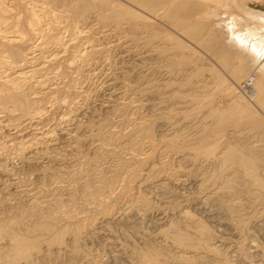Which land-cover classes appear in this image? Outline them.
Instances as JSON below:
<instances>
[{"label":"rangeland","instance_id":"1","mask_svg":"<svg viewBox=\"0 0 264 264\" xmlns=\"http://www.w3.org/2000/svg\"><path fill=\"white\" fill-rule=\"evenodd\" d=\"M5 1L6 5L11 3L9 7L14 9L13 12L17 11L18 13L15 12L17 15L23 16L26 15L24 4H19L17 9L13 6L19 1L28 3L34 0ZM35 1L46 3L48 10L54 11L53 16L48 13L50 17L39 11L37 13L43 16V20L45 19L44 24H47L43 25V28L46 27L45 32L60 35L65 45L57 48V45L50 43L47 39V45L42 44L43 54L35 59L37 62L34 61L35 63L32 64L33 67L45 66V69L37 75L39 77L42 75L43 81L47 78L46 83L44 81L37 86L38 88L34 86L38 96L44 94L43 98L34 104L38 112L34 118L29 115L20 117L21 114L18 111L11 112L10 107V111L7 109L8 112L0 104V110L4 111L0 113V115L3 114V117L0 116V132L4 136L7 135L2 138V144L0 143V162H5L4 158H7L6 167L11 171L7 175L5 172L7 168H2L3 171L0 168V217L10 232L15 231L21 235L38 238L36 241L39 250L33 251L31 264H140L136 262V259L132 260L134 257L131 258L132 255L129 252L136 245L141 247L144 243L136 236L142 231L147 233L154 229L155 232V227L159 230L158 226L163 225L162 221L157 223L158 218L164 221L166 218L173 219L177 211L183 207L182 210H189L195 217L211 226L217 238L219 236L225 240V243L227 241V245L233 246L236 242H249L252 239L264 251V226L253 221L247 222L242 227L245 223L236 224L233 218L229 215L227 217L225 214L227 212H222V216L219 213L220 219L209 220L206 216L208 212L206 213L196 201L200 191L197 190V184L191 173L185 174L188 166L181 162V152H176L168 147L169 145L164 146L168 129L170 130L169 124L173 123V118L158 117L156 112L158 113L159 108L164 109L170 104L177 105L173 102L181 98H175L169 102L161 101V103L159 97H166L169 93L161 96L157 94L158 98L155 96L145 100L146 96L142 98L133 90L137 85H147L148 81L162 84L164 81L171 82L175 79L181 82V79L183 81L187 78L195 82L196 86V80L203 78V81L209 84L204 88L205 90L203 89L202 97H200L202 99L188 101L190 104L195 103V109H187L190 113L187 114L190 115L189 119H204L205 123L209 124L206 123L209 130L214 127L218 129L222 142L231 140L228 139L227 132L232 129L241 133L242 136L255 133L257 115L239 114V108L228 105L229 97L222 91L221 84L216 83L215 78H210L213 76L212 65L207 59L205 50L184 34L179 35L170 29L167 30L170 35L172 34L170 42H179L182 47L168 46L169 48L162 53L163 59L161 54L158 55L155 51L148 52L150 50L146 42L136 41L133 38L134 35L141 36L133 27L131 28L136 18L130 14L131 12H126V7L122 6V9L116 10L118 6L114 2H120V0ZM80 29L83 33L77 32ZM87 41L94 44L95 53L90 57L86 56L89 60L73 59L74 47L77 44L81 47L84 42L88 43ZM30 45L32 43L28 42L22 46L28 49ZM36 52L38 56L39 52ZM166 53L177 55L175 57L180 60L179 64L169 63L168 66V61L165 59ZM155 56L160 58V61ZM10 60L17 64L25 63L17 56H12ZM72 60L74 62L70 67L67 64ZM254 64L256 66L255 62ZM174 67L180 68L182 72H178L176 68V72L166 73L167 69L175 71ZM7 71L5 67L0 66V80ZM249 73L251 72H245L240 79L232 83V87L252 104L248 99L251 85L245 82L239 84ZM141 74L144 76L141 77ZM26 81L24 87H27L28 91L25 89V92L29 93L31 89L28 86L32 87V85L29 80L26 79ZM191 85L189 88L185 85V90L183 88L180 90L181 94L190 91L194 93L197 89L192 88ZM167 90L170 91V89L164 91L167 92ZM186 97L189 96H185L184 99ZM63 98L66 99L65 102H62ZM211 109L218 110L215 116L209 113ZM202 112L204 115L208 113L203 117ZM248 115H251V119L247 120ZM63 116L66 118L64 119ZM219 116H222L221 123L217 120ZM174 119L177 120V118ZM18 121L21 124L17 123ZM33 132L43 134L46 132L45 135L49 136V149L44 152L45 148L42 146L45 145L39 147L38 144H34L33 150L25 154L9 146V142L20 141L21 135V137L25 136L24 140H28ZM35 148H42V150H37L38 153L34 154ZM198 169H195L194 173L206 171L204 166ZM15 171L16 175H12ZM157 182L168 184L172 194L166 196L172 198L175 195L177 200L172 198L168 201L166 198L165 203V199L160 197V189L157 190L154 187ZM93 190L97 191L95 195L91 193L94 192ZM88 192L89 195H93L89 196ZM142 198L149 208H152L148 215L142 214L134 218L132 212L123 209L130 202L135 203L140 200L138 203L141 204ZM51 214L55 216V220H51ZM105 221L110 223L108 228H102ZM48 223L50 231L39 229L28 233L23 230ZM53 232L57 233L59 240L47 239ZM5 240V237L2 240L0 236V244ZM234 249L232 247L231 250ZM76 253L79 254L75 255Z\"/></svg>","mask_w":264,"mask_h":264},{"label":"bare ground","instance_id":"2","mask_svg":"<svg viewBox=\"0 0 264 264\" xmlns=\"http://www.w3.org/2000/svg\"><path fill=\"white\" fill-rule=\"evenodd\" d=\"M5 3V0H0V66L5 67L8 71L7 74L3 76L2 80H0V104L6 110H9L11 107V112L18 111L21 114L20 117L29 115L34 118V115L38 113L37 107L34 106V104L42 99V96L44 95L38 96V93L35 91L36 89L34 90V86L37 87L44 81L46 83L47 78L43 81V76L40 75L39 77L37 75L45 69V66L38 67L37 65V67H33L32 64L37 62L35 59L38 57L40 58L41 54H43L42 44H46L47 39L50 43L52 42V44L54 43V45H57V48L65 45L64 40L60 35L49 34V31L46 33V27L43 28V25L46 24H44L45 19L43 20V16L41 17V14H38L37 12L39 11L47 15L48 13L49 15L55 14L52 9L50 11L48 10L45 5L46 3H39V1L37 2L35 0L28 3L20 1L18 3L16 2L17 4L13 6L16 7L15 9L18 8L17 6L19 4H24L23 7L25 8L26 15L23 16H20L21 14L17 15L15 13L17 11L13 12L14 9L9 7L11 3L7 5ZM114 3L118 6L116 7V10H119L120 8L122 9V6L126 7V12H131L130 14L136 18L132 22L131 28L133 27L137 31L136 33L141 34V36L134 35L133 38L136 41L146 42V45L149 47L148 50H150L148 52L153 53L155 51L158 55L161 54L160 56L162 57V53H164V51L171 45H175L177 48L182 47L179 42H170L172 34L170 35L167 31L170 29L174 30L179 35L184 34L197 46H201L205 50L204 52L207 55V59L211 62V64H209L212 65L213 76H210V78H215V82L221 84L222 91H224L229 97L227 99L228 105L239 108V114L253 113L254 115H257L254 128L256 129L255 133H249L242 136L241 133L239 134L236 130L232 129L230 132H227L229 133L228 139L231 140L222 142L220 141L218 129L216 130L213 126L214 129L212 128L209 130L207 127L209 124L206 122V125L204 119L199 118V120H193L189 119L190 115H187L190 114L187 109H195V103L192 104L191 102L190 104L188 101H194L202 97L203 89L209 84H207L206 81H203V78H200L201 80H196V86L195 82H191L190 79L187 78L183 81L181 79V82H177V79H175L171 82L164 81L162 84L148 81L146 82L147 85L149 84L148 86L140 84L133 88L137 95L142 98L146 96L147 98L145 97V100L155 98L157 94L161 96L162 94L165 95L167 93H169L168 96L159 97L160 102H169L172 99L181 98L173 102L174 104L177 103V105L175 104L172 106L170 104L164 109L158 107L159 111L158 113L156 112V116L167 119L173 118V123L169 124V134L167 133V136L170 137L168 138L166 136L167 140L165 141L166 143L164 146L166 147V145H169L168 147L176 152H181V162L188 166V169H185V174L191 173V176L194 177L193 180L196 182L195 184H197V190L200 191V196L197 197L196 201L204 208L206 213L208 212L206 216L209 220L212 219V221H215L216 219H220L221 217L219 218V213H221L222 216V212H227L225 213L227 214V217L229 215L233 218V220L237 222L236 224H239V222L245 223L243 226H239L244 227L247 222L253 221L256 224H260V226H264V0H120V2L115 1ZM80 30L77 32L83 33V31ZM86 31L87 30H85V32ZM28 42L32 43V45H30L28 49L24 48V44L26 45ZM87 42L88 43L84 42L81 47L78 44L74 47L73 59L77 58L81 60L82 58L81 61L84 59L87 60L88 57L86 56L90 57V55L95 53L96 48H94V44L89 43V41ZM72 43L74 42L72 41ZM36 51L39 52L38 56L35 54ZM166 54L165 59L168 61V66L169 63L179 64L180 60L175 57L177 55ZM12 56L20 57L25 63L17 64L11 61L10 58ZM157 59L160 61V58ZM161 59H163V57ZM73 62L74 60L70 61L67 65L71 67ZM254 62L256 63V66ZM176 68L175 71L173 69H167L168 72L166 73H174L176 72ZM160 71L162 72V70ZM177 71L179 72L181 69L177 68ZM247 71H250L251 73L248 74L246 79L240 81L239 84L245 82V84L251 85V88L249 87L250 90L248 88L250 91V93H248V99L251 100L252 104L248 103L246 99L240 95L239 91L236 92L234 90L235 88L232 87V83L240 79ZM170 75L173 76L174 74ZM143 76L144 75L141 74V77ZM207 78L209 80V76ZM26 79L29 80V83L32 85V87L28 86L29 89H31L29 93L25 92V89L27 90V87H24L27 82ZM211 80L212 79H210V81ZM185 85H187V88L190 87L189 85H191L192 88H196V92L194 91V93H190L192 91H188L189 93L181 94L180 90L182 88L185 90ZM166 89H170V91H164ZM185 96L189 97L184 99ZM62 100V102H65L66 99L63 98ZM210 104H208V106ZM209 107H211V105ZM213 107L215 108L214 105ZM236 110H234V112ZM2 111L0 113H2ZM216 111L218 110L211 109L209 113L214 115L216 114ZM205 115L203 113V117ZM63 117L61 119H63ZM221 117L219 116L217 119L220 123L222 121ZM250 117L251 115H248V117H246L247 120ZM65 118L66 116L64 119ZM174 118H177V120ZM186 121L190 124L186 123ZM224 121L226 122V120ZM19 122L20 121L17 123ZM45 134L33 132L30 138L28 137V140H24L25 136L21 137L22 135L20 134L21 140L11 143L9 142V146L15 147L12 149H18L21 150V152L27 153V151H32V148H34L36 144H38L39 147L45 145L42 146L45 148L43 150L45 152V150L49 149V136ZM6 136L0 132V143L2 138ZM5 141L8 142L9 140ZM33 145L34 147H32ZM35 149L34 154L38 153L37 150H42V148ZM34 154L32 155L34 156ZM4 159L5 162H0L1 170L6 167L7 158ZM200 166L206 167V171H196L194 173L195 169H198ZM5 172L9 175V172L11 171L7 168L5 169ZM13 174L16 175V171L15 173H12V175ZM154 187L157 190L160 189V197L165 199V203L167 199L168 201L172 200V198L176 199L175 195H172V198L166 196L172 194V191L168 188V184L166 185L165 182H157ZM155 188L153 190H155ZM86 192L85 194H87ZM96 192L94 191L91 193L95 195ZM89 194L90 193L88 192V195ZM158 197L159 196H157V198ZM139 201L140 200H138V202ZM138 202L127 203L123 209L132 212L134 218H137L142 214L144 216L148 215L150 210L152 211V208L150 209L149 205L145 203L144 198H142L141 204ZM183 208H180L179 210L177 209L178 211L176 214L174 213L175 217L173 219L168 218V220L166 218L164 221L157 217V223L162 221L163 226H158L160 227L159 230L155 227L156 231L154 232V229L152 231L154 233L150 231L143 233L142 231V233L139 234L138 231L137 235H139L136 237H139L144 243L141 247L136 245L138 248L134 247V249H131L129 252L132 256H128L131 258L134 257L132 260L136 259V262H139L140 264H264V251L261 250L258 243L251 239L249 242H241L238 240L240 242L234 243L235 245L233 244V246L230 244L227 245V241L225 243L224 239H221L219 236L217 238V234L210 228L211 226L209 227L203 220L195 217L189 210H182ZM50 218L51 220H55V216L53 217L52 214L50 215ZM225 220L227 222V219ZM228 220L230 219L228 218ZM236 224H234V226ZM109 226L110 223L108 221L102 225V228H108ZM49 227L50 224L48 223L39 226L35 225L23 230L28 233H33L35 230L39 229L50 231ZM241 231L240 233L242 234ZM56 234L53 232L51 234L52 236L47 239L49 241L59 240V237H57ZM0 236L2 237V240L4 237L6 238L4 243L0 244V264L32 263L33 251L37 250L36 252H38L39 250L38 242L36 241L38 240L37 237L24 234L21 235L15 231L10 232L1 217ZM232 247L235 249L231 250ZM79 253H76L75 255H78ZM113 260H115V258Z\"/></svg>","mask_w":264,"mask_h":264}]
</instances>
